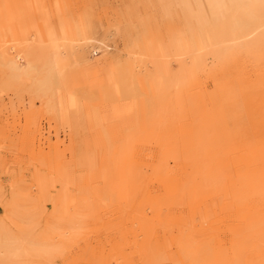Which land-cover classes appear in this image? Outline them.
<instances>
[{"label":"rangeland","instance_id":"1","mask_svg":"<svg viewBox=\"0 0 264 264\" xmlns=\"http://www.w3.org/2000/svg\"><path fill=\"white\" fill-rule=\"evenodd\" d=\"M229 5L0 0L28 55L0 68V264H264V60L206 43ZM60 43L46 98L24 71Z\"/></svg>","mask_w":264,"mask_h":264},{"label":"bare ground","instance_id":"2","mask_svg":"<svg viewBox=\"0 0 264 264\" xmlns=\"http://www.w3.org/2000/svg\"><path fill=\"white\" fill-rule=\"evenodd\" d=\"M257 1L259 2V0H230V5L228 7V10L235 9L236 11L238 6H241L242 13L238 15L236 12L234 15V11H230V16L228 22L225 24V27L219 31L217 30L218 32L213 34V38H211L210 35L206 33L207 46L214 47L219 45L221 47L220 54L225 59L232 60L237 57L239 58V56L243 55L244 53L252 54L253 50L254 52H256L257 50L258 55H256V53L255 55L253 53V55L258 56L257 58L260 60H264V57L262 56L263 55L262 50L264 49V13H261L260 15L259 14L255 15L254 11L257 10L251 9V6H253L252 4H254ZM260 2L264 4V0H260ZM256 37L258 39L254 46L246 45L248 44L247 42L253 40ZM6 43H7L6 41H2L0 43V68L1 70L6 69L10 71L11 74H13L10 75V79L8 78V81H6V83H8L16 77L18 71L20 70L17 65L18 61L23 57L27 58L28 55L19 52L20 49L19 46L11 45L10 50L12 51L17 50V53L15 52L14 59H10L6 52ZM91 43L93 42L92 41L88 42V44ZM65 46H66L65 43H60L58 45L56 44L49 51H47L45 53V57L42 59L43 66L41 69L38 68L35 62H30V61L27 62L26 64L27 69L24 71V73L26 75H32L31 84H30L31 85L30 87L32 89L31 91L37 94L39 93L46 98L51 96L54 99L56 93L59 90L58 85L62 75L66 71L72 70L75 66L79 65V63L81 62L79 61L80 59L75 58V55H73L72 61L67 60V58L64 57V53L62 50ZM251 47H255V48L251 49ZM203 49L204 48H200L197 50V52ZM174 61L177 62L178 66L184 63V60L180 53L177 54V57ZM11 82L13 83V81ZM51 100L52 99L49 98L47 109L49 107L51 111L58 110L62 104L61 100L58 101H51ZM6 241H9V239H7ZM3 246L6 249H8V244L7 245L3 244ZM36 246L37 245L33 247Z\"/></svg>","mask_w":264,"mask_h":264}]
</instances>
